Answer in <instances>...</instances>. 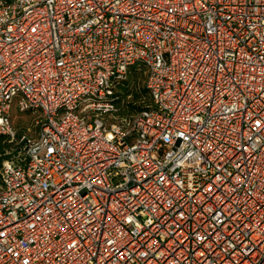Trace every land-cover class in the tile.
Listing matches in <instances>:
<instances>
[{
    "label": "built area",
    "instance_id": "1",
    "mask_svg": "<svg viewBox=\"0 0 264 264\" xmlns=\"http://www.w3.org/2000/svg\"><path fill=\"white\" fill-rule=\"evenodd\" d=\"M0 139V264H264V0H0Z\"/></svg>",
    "mask_w": 264,
    "mask_h": 264
},
{
    "label": "trees",
    "instance_id": "2",
    "mask_svg": "<svg viewBox=\"0 0 264 264\" xmlns=\"http://www.w3.org/2000/svg\"><path fill=\"white\" fill-rule=\"evenodd\" d=\"M146 78V68L143 64H137L129 70L128 78L121 87V90L115 94L116 97L112 101L115 111L113 115L118 118H127L137 115L144 109H147L151 104L149 92L145 89L144 82ZM21 115L16 123V128L19 129L18 134L22 131L23 126L28 124L30 119L23 120ZM0 139V145L2 144Z\"/></svg>",
    "mask_w": 264,
    "mask_h": 264
},
{
    "label": "rangeland",
    "instance_id": "3",
    "mask_svg": "<svg viewBox=\"0 0 264 264\" xmlns=\"http://www.w3.org/2000/svg\"><path fill=\"white\" fill-rule=\"evenodd\" d=\"M121 90V88H119V90L118 91H120ZM19 116H21L20 114H19ZM19 116H18V118H19ZM23 118V120H27L28 119V117L26 116H24V117H22ZM17 123V122H16Z\"/></svg>",
    "mask_w": 264,
    "mask_h": 264
}]
</instances>
